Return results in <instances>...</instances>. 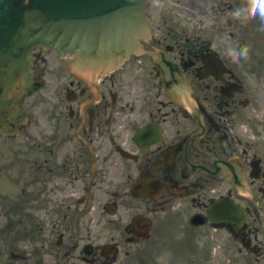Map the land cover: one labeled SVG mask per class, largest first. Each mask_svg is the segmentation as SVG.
<instances>
[{
	"label": "flooded vegetation",
	"instance_id": "1",
	"mask_svg": "<svg viewBox=\"0 0 264 264\" xmlns=\"http://www.w3.org/2000/svg\"><path fill=\"white\" fill-rule=\"evenodd\" d=\"M193 45L195 43L191 46ZM188 48L182 47L181 51ZM262 93L264 95V89H262ZM243 94L245 92L234 84L231 95L232 107L227 101L217 98L220 101V113L228 114V109L233 108L238 116L241 113L253 114L251 107L241 108ZM58 154L61 155L60 150H58ZM73 169L79 176H73ZM62 171L69 174L66 178L70 181L83 178L89 171L88 159L86 157L68 158L62 164ZM188 175L180 171L179 176L182 178L177 182V185L183 188L190 205L196 211H202L209 198L207 193L195 182L194 177ZM92 188L94 193L97 192V202L94 205L96 210L92 215L79 221L84 232L79 235L78 244L73 246L71 222H68V225L62 226L60 236L54 244L51 243L48 246L47 252L43 255L46 258L45 264H150V256H176L177 252L181 251H185L186 256H207V252L201 251L197 242L192 243L193 240L197 241L196 235L199 233L197 231L199 227L190 228L184 226L182 221L175 220L176 213L182 214L184 211H188L190 206L181 207V204L176 202L157 206L146 200L134 198L130 195L131 183L125 180L119 172L113 171L112 167L101 169ZM109 205L116 206L112 215L105 212V208ZM166 207L165 216L155 222L156 238L128 242L129 235L124 229L135 215L159 217L158 210ZM238 235L241 238L251 239L256 248V252L252 256H255L259 263L264 264V260H261V256H264L261 251L264 241L260 226L246 225L238 232ZM182 240L185 241L176 248L175 242ZM112 243L115 244V251H101L102 244Z\"/></svg>",
	"mask_w": 264,
	"mask_h": 264
},
{
	"label": "clouds",
	"instance_id": "2",
	"mask_svg": "<svg viewBox=\"0 0 264 264\" xmlns=\"http://www.w3.org/2000/svg\"><path fill=\"white\" fill-rule=\"evenodd\" d=\"M238 11L244 14H252L255 12L261 19H264V0H257L255 9H251L246 5H242ZM235 48L240 51V55L246 57L248 55L247 46H242L240 44H236Z\"/></svg>",
	"mask_w": 264,
	"mask_h": 264
},
{
	"label": "water",
	"instance_id": "3",
	"mask_svg": "<svg viewBox=\"0 0 264 264\" xmlns=\"http://www.w3.org/2000/svg\"><path fill=\"white\" fill-rule=\"evenodd\" d=\"M128 11H129V10H126V12H128ZM95 20H96L95 18H92V19L89 20L87 23H91V24H92V23H96ZM48 21H49L48 19L45 20V22H48ZM45 22H44V23H45ZM75 26H77V25H70V27H75ZM48 27H49V26H48ZM46 28H47V27H46ZM46 28H45L43 25H40V26H38L37 30L40 29V30L44 31ZM51 30H52V31H57V28H51Z\"/></svg>",
	"mask_w": 264,
	"mask_h": 264
},
{
	"label": "rangeland",
	"instance_id": "4",
	"mask_svg": "<svg viewBox=\"0 0 264 264\" xmlns=\"http://www.w3.org/2000/svg\"><path fill=\"white\" fill-rule=\"evenodd\" d=\"M0 142H7V140H4V139H0ZM3 149H0V152L2 151ZM225 264V263H224Z\"/></svg>",
	"mask_w": 264,
	"mask_h": 264
}]
</instances>
